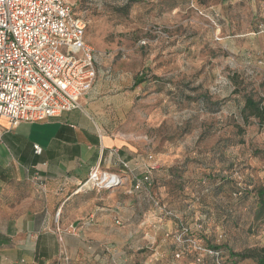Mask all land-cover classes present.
<instances>
[{"label": "rangeland", "instance_id": "rangeland-1", "mask_svg": "<svg viewBox=\"0 0 264 264\" xmlns=\"http://www.w3.org/2000/svg\"><path fill=\"white\" fill-rule=\"evenodd\" d=\"M69 1L87 22L108 130L159 167L134 193L157 224L128 232L117 219L116 263L215 264L192 248L176 257L183 224L223 248L222 264H256L227 249L264 246V131L240 118L235 93L264 83V0Z\"/></svg>", "mask_w": 264, "mask_h": 264}, {"label": "crops", "instance_id": "crops-1", "mask_svg": "<svg viewBox=\"0 0 264 264\" xmlns=\"http://www.w3.org/2000/svg\"><path fill=\"white\" fill-rule=\"evenodd\" d=\"M256 87L264 95V83ZM98 93L96 84L78 109L43 121L0 117V264H117L115 221L128 232L155 224L127 192L149 164L108 130ZM95 167L123 184L76 192Z\"/></svg>", "mask_w": 264, "mask_h": 264}, {"label": "built area", "instance_id": "built-area-1", "mask_svg": "<svg viewBox=\"0 0 264 264\" xmlns=\"http://www.w3.org/2000/svg\"><path fill=\"white\" fill-rule=\"evenodd\" d=\"M86 32L87 22L69 0H0V117L16 125L78 109L97 78L94 49L85 40ZM34 151L41 154L42 148L34 145ZM158 169V163L151 162L128 194L151 186ZM122 184L117 174L95 167L76 192L110 190ZM175 237L179 245L185 244L183 234ZM188 244L221 264L218 252L193 240ZM182 254L179 251L176 257Z\"/></svg>", "mask_w": 264, "mask_h": 264}, {"label": "trees", "instance_id": "trees-1", "mask_svg": "<svg viewBox=\"0 0 264 264\" xmlns=\"http://www.w3.org/2000/svg\"><path fill=\"white\" fill-rule=\"evenodd\" d=\"M143 81H144L143 78H138L136 82L138 84H141V83H143ZM235 93L236 94L241 93L243 96V103L241 104L240 112H239L240 118L244 121V123L246 125L251 124V121H252L258 125L260 130L264 131V95H262L260 93V91L257 89V87L255 86V84H252V83H249L247 85H243L241 88L238 87V89H236ZM201 98H204V97H201ZM217 110H220V109H217ZM254 154L256 156L257 155L264 156V149H257L254 151ZM155 172H157V171L153 172L152 184L154 183ZM256 190H257V209L255 211V220L256 221H264V186H261V187L257 188ZM183 227L187 228L188 231L185 232L184 230H181ZM178 228L179 229H178L177 234H183L185 244L179 245L177 243L179 245L178 246L179 248L177 249L176 253L179 251H183V254H184V252L190 248H192L197 254L202 253V252L196 250L195 248H193L192 246H190L188 244V240H193L198 245H200L201 247H203L205 249H208V250H211L214 252H218L220 254L219 259H220L221 264H222L223 248H221L220 246H217V245L207 243L205 241H204V243H202L201 239H200V241L198 240V237H201L202 233H203V231L201 230L202 227L201 228L198 227L196 229H193V227H190L189 225L181 224ZM227 250L229 252L230 259L233 261H235V260L236 261L237 260L238 261L252 260L256 264H264V246L256 247V248H250V249L245 250L242 253H237V254L234 253L232 250H229V249H227ZM205 255H207V254H205ZM211 257H212L214 263L217 264L215 257H213V256H211Z\"/></svg>", "mask_w": 264, "mask_h": 264}]
</instances>
